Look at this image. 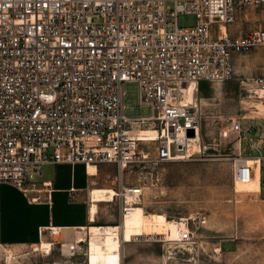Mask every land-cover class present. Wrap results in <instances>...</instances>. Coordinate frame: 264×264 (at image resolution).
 Wrapping results in <instances>:
<instances>
[{
  "label": "built area",
  "instance_id": "2783aa9c",
  "mask_svg": "<svg viewBox=\"0 0 264 264\" xmlns=\"http://www.w3.org/2000/svg\"><path fill=\"white\" fill-rule=\"evenodd\" d=\"M246 9H264V0H0V182L24 192L47 164L124 170L188 159L182 135L195 136L200 120L185 90L232 79L235 56L264 48V28L229 29ZM179 14L194 25L179 26ZM127 83L150 115H125ZM240 85L246 98L264 101V75ZM146 122L159 131L152 155L134 131ZM231 130L264 139L262 121L239 118ZM233 165L242 181L252 176L246 163ZM116 193L125 214V194L139 197L141 188ZM177 221L176 238L161 240L187 244L206 220L191 213Z\"/></svg>",
  "mask_w": 264,
  "mask_h": 264
},
{
  "label": "rangeland",
  "instance_id": "374dc122",
  "mask_svg": "<svg viewBox=\"0 0 264 264\" xmlns=\"http://www.w3.org/2000/svg\"><path fill=\"white\" fill-rule=\"evenodd\" d=\"M241 13L229 26L230 31L244 33L264 28V9H246ZM194 23L193 15L177 16L179 26ZM234 66V77L230 80L199 83L195 94L200 120L199 153L185 160L124 170L111 164L100 165L94 179L104 183V187L115 191L141 188L140 205L145 218H149L145 221L143 236L122 242L118 256L92 257L87 252L85 228L61 229L58 233L45 230L42 240L51 243L49 253L32 245L0 244V264H264V139L258 136L257 130L247 134L231 130V122L239 118L243 124L251 119L264 124V112L256 113L253 109L259 100L246 98L240 85L242 78L264 75V48L235 56ZM125 90L127 117L151 114L148 107L139 106L135 83L125 84ZM257 108L264 106L258 104ZM145 124L140 127L151 125ZM257 142L261 153L254 148ZM156 145L157 142H147L145 147L152 155ZM259 154H262L259 186L254 182H258L256 175L247 182H234L235 159ZM70 174L69 165H47L43 167L42 179L52 178L54 187L65 188L70 184ZM72 179L73 186L88 187L83 165L73 167ZM40 180L35 177L33 181ZM14 186L6 181L0 183L1 194L12 195L16 192ZM51 201L50 209L45 205L39 211L42 217H51L55 223L71 222L86 213L84 204L69 203L67 193L62 190L52 193ZM122 205L123 197L119 196L111 202L100 203L99 222L119 225ZM191 213L206 220L193 229L191 241L178 245L159 238L162 224ZM118 239L111 241L118 242Z\"/></svg>",
  "mask_w": 264,
  "mask_h": 264
},
{
  "label": "crops",
  "instance_id": "0c3cea01",
  "mask_svg": "<svg viewBox=\"0 0 264 264\" xmlns=\"http://www.w3.org/2000/svg\"><path fill=\"white\" fill-rule=\"evenodd\" d=\"M199 90V87H198ZM201 146V141L198 142V148ZM243 160L252 169V176L254 177L256 171L258 170V182L254 181L255 184L258 183L259 177L261 175V160L259 156H249L243 157ZM47 165H69V164H47ZM45 165V166H47ZM77 165V164H75ZM75 165L70 166V184L65 188L54 187V180L52 178H43V168L39 177L40 181L32 185H27L26 191H22L16 188V192L12 195H2L0 192V244L10 245V246H25V245H37L42 240L43 231L50 229L51 227H56L61 229H86L87 235V248L90 243H109L113 237H101V236H91L88 233V228L92 224H98L95 226H107L102 225L99 222L98 210L94 216V220H91L89 216V203H88V193L91 188H103L104 183L97 182L94 177L97 175H90L87 168L84 167V172L88 177V187L83 189L82 187H75L72 185V171ZM82 165V164H81ZM43 166V167H45ZM97 174L100 165H97ZM35 179V178H34ZM3 183V182H0ZM10 183V182H9ZM45 185H44V184ZM100 185V186H95ZM62 190L67 193V199L69 203L84 204L86 207V213L76 220L65 223H55L51 217H42L39 211L40 206H47L49 209L52 206L51 194ZM85 192V194H83ZM99 202L97 204L99 209ZM50 231V230H49ZM117 242V241H116Z\"/></svg>",
  "mask_w": 264,
  "mask_h": 264
},
{
  "label": "bare ground",
  "instance_id": "6f19581e",
  "mask_svg": "<svg viewBox=\"0 0 264 264\" xmlns=\"http://www.w3.org/2000/svg\"><path fill=\"white\" fill-rule=\"evenodd\" d=\"M198 87L199 84H191L189 88L185 90V97L187 98V100H191L195 102V94L198 91ZM258 104H263L264 106V101L263 100L256 101L253 107L254 111H257L256 113H263L264 108L258 109L257 108ZM199 129H200V125L195 136L192 135L185 137L184 135H182L183 138L182 142H185V146H186L185 157L189 158L201 151V148H198ZM134 131H135V135L138 136L142 141L154 142L160 139L158 129L153 127L141 128L139 126L138 128L134 129ZM259 157L261 160L260 155ZM240 161L245 163L243 161V158ZM87 170L90 175H97V167L95 165L89 164L87 166ZM255 175L258 177L259 175L258 170L256 171ZM250 179L251 176H249V179L247 181H249ZM233 181L244 182L241 179H239L236 175H234ZM132 189L138 191L139 188L132 187ZM135 194L136 193L125 194L124 202H126V205L128 206L129 210L126 211L125 214L123 213L120 215L119 225L89 226L88 233L91 236H101V237L116 236L120 240L118 239L119 240L118 242H109V243H90L87 248L88 255L92 257L118 256L122 242L124 243L130 242L134 237L143 236L145 234V221L149 220V218L148 219L145 218L144 209L140 205V198L135 196ZM115 195H118L116 191L109 187L91 188V191L88 193L89 216L91 220H94V216L97 213L98 210L97 204L99 202H111L114 200ZM48 230L52 231L53 233L59 232V228L56 227H51ZM178 231H179V222L177 220L176 221L168 220L164 224H162V230L157 235L163 234L167 238V240H174L178 234ZM34 246H35L34 248H36L37 250L42 249L47 253H49V251L51 250V243L45 241H41L39 244ZM176 264H188V263H176Z\"/></svg>",
  "mask_w": 264,
  "mask_h": 264
},
{
  "label": "water",
  "instance_id": "95a60500",
  "mask_svg": "<svg viewBox=\"0 0 264 264\" xmlns=\"http://www.w3.org/2000/svg\"><path fill=\"white\" fill-rule=\"evenodd\" d=\"M186 135H187V136H192L193 133H192V131H188V132L186 133Z\"/></svg>",
  "mask_w": 264,
  "mask_h": 264
}]
</instances>
